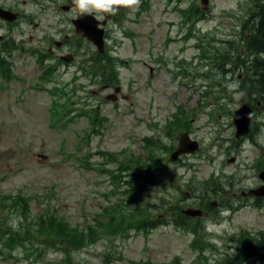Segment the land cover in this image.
<instances>
[{
  "label": "rangeland",
  "instance_id": "1",
  "mask_svg": "<svg viewBox=\"0 0 264 264\" xmlns=\"http://www.w3.org/2000/svg\"><path fill=\"white\" fill-rule=\"evenodd\" d=\"M188 1L197 2L201 9L206 5L201 0H185ZM13 3L36 17L29 19L26 16L17 27L25 31L26 41L31 38L33 44H38L40 36L48 33L50 44H45L46 49L54 39L59 38L56 19H51V16L57 10L64 11L62 5L70 4L68 23L75 19L84 24L83 14L74 10L72 0H45V6L50 8L46 10L40 9V2L36 6L32 0H13ZM150 3L147 10L139 15L136 12L138 6L127 8L129 13L126 15L132 19L124 23L123 29L129 37L114 28L112 43L117 48L112 54L129 60L119 69L122 83L117 84L120 89L115 90L113 86V89L99 93L86 103L80 98L85 97L91 89L99 92L101 87L93 86L85 77L78 80L88 86L79 89V98L75 100L80 101L77 107L91 110L99 104L100 110L108 118L101 136H92L88 143L78 141L81 149L77 150L75 142L88 131V119L78 116L66 127L52 126L53 96L47 89L35 87L39 73L35 57L16 54L13 57L16 62L14 69L23 80L11 83L0 80V222L20 228L21 211L26 207L29 219L35 223L33 227H39L40 216L47 219L46 222L50 223L47 230L50 227L55 230L57 243L62 236L58 234L55 222L63 223L61 225L66 227V234L70 231L89 234V228L97 231L95 239L84 236V245L80 247L59 241L62 251L57 254L49 243L40 245L37 239L24 241L25 245L14 251L15 256L20 258L18 264H56L58 260H61V264H158L170 261L177 255L182 264H221L226 254L238 251L236 238L243 230L255 236L264 232V201L262 206L256 205L255 201L245 206L246 198H243L246 197L244 190L258 188L264 183L259 176L263 171L260 170L262 164L258 163L264 150V114L258 119L263 123L259 129L252 128L253 131L247 135L251 138L238 134L230 123L232 112L243 107L242 100H239L242 94L235 93L223 108L227 115L222 125L224 130L221 131L213 120L215 114L210 115L199 104L205 90V87H199L200 79L197 77L202 68L191 61L186 75L174 77L178 68L176 63L179 64L182 57L190 60L197 52L196 39L182 40L187 31L181 25L182 16L176 11L172 13L169 8L175 2L169 7L166 0H150ZM248 3L249 0L208 1L206 12L209 16L206 20L197 21L196 27L200 32H209V37L214 36L217 52L228 45L220 42L224 38L235 42L241 51L240 35L243 34L241 30L240 35L237 34L236 28L240 19L250 17L254 11L247 8ZM124 9L126 7H119L117 11ZM107 14L97 15L103 18ZM30 20L38 22L39 27L35 28ZM216 23L220 26H215ZM254 29L257 30L256 25ZM27 31H31V34ZM72 31L71 35L77 32L73 28ZM167 36L174 37V40L169 43ZM6 37L15 39L14 35ZM76 39L74 37L72 41ZM159 55L163 56L166 64L154 61ZM110 72L111 81H115V70ZM71 77V73H68L61 79L68 81ZM231 77L216 78L218 84L221 83L218 87L227 88L232 82ZM107 95L117 99V102L112 98L107 99ZM179 106L194 112L189 129L177 132L178 136L183 135L180 142L183 143L188 135L190 139L199 140L201 145L196 153L185 156L181 163L171 161V153L166 154L161 150H158L161 155L155 156L150 143L149 150L143 149L144 144H148L145 140L147 136L172 143L173 140L164 134V126L177 113ZM212 108L218 109L211 106L206 110ZM219 119L223 118L219 116ZM175 142L178 143V140ZM190 143L185 145L194 146L193 142ZM99 149L120 153V159L123 158L122 162L128 165L123 179L108 172L119 167L120 162H108L106 170H100L105 160L97 155ZM86 154L90 164L85 163ZM234 157V162H228L229 158L234 160ZM160 159L165 161V168H157ZM148 167H154L158 184L147 186L144 193L142 186L136 185L131 176ZM212 173L222 179L218 187L203 183V180L211 178ZM193 176L196 181L189 185L187 180ZM194 196L197 198L193 199ZM212 201L220 202L218 208L221 202L229 201L232 206L220 210L224 220L213 226L208 235L214 236L213 244L206 251L208 261L198 260L199 256L190 247L192 236L174 223L147 229L134 228L150 211H153L151 214L154 217L160 214L162 219L168 220L177 210L193 208L194 203L204 208ZM256 243L259 242H254L259 247L260 243ZM30 246L36 260L29 258L27 262L23 259L21 247ZM260 248L264 252V246ZM8 255V250L5 253L0 251V264L17 261ZM258 263L260 261L256 259L253 264Z\"/></svg>",
  "mask_w": 264,
  "mask_h": 264
},
{
  "label": "trees",
  "instance_id": "2",
  "mask_svg": "<svg viewBox=\"0 0 264 264\" xmlns=\"http://www.w3.org/2000/svg\"><path fill=\"white\" fill-rule=\"evenodd\" d=\"M252 9L254 11L252 12L250 17L245 18L246 22L244 23L241 29V34H243L242 36L248 34V36L245 39H243V48L241 49V51L238 50L235 42L227 40L226 44L228 45L224 48L221 47L220 49H218V52L213 55L215 62L219 63L220 66H222L225 63L235 64L239 61H242L241 58L243 56V53H247V54L254 53L256 54V56H261L264 54V0H257L255 7L253 8L252 6L249 10ZM199 11H202L201 8L198 5H195V3H193L189 8V10L186 12L189 16H191L193 15L194 12L196 13ZM253 20H256L257 22L256 24L257 30L254 29L255 21L251 24V21ZM112 64L113 62L110 63V66H112ZM253 69L256 70V74H255V78L252 80V83L262 84V86H264V81L262 80V78L264 79V63L256 64V66H254ZM249 98L250 99L256 98L258 100V97L250 96ZM187 123L188 121L186 122V124ZM166 127L172 130L173 133L175 134L177 131L183 130L185 125L177 121V122H172L170 125L167 124ZM161 144L162 142L160 140H156L154 144V151L157 147H160L161 151L169 149V147L162 148ZM23 209L24 210H22V213L25 216L27 213L26 207H23ZM46 220L47 219H44V222L41 221L38 222L39 227H33V225L35 224L33 222L30 223L25 236H23L22 233L16 230L12 231V230L0 228V243H2L5 248L12 250L17 244H22L23 239L26 238L27 240H32L34 238V234L39 232L47 234L45 241L50 243L49 241L57 238V235L55 233V230L51 229L52 227H50L49 230H47V225H50V223L46 222ZM118 222L121 223V220H119ZM55 223L57 225L58 234L62 236V239H60L59 241L62 242L63 240V243L67 245H71L73 247H80L84 245V239H85L83 238L84 236H87L92 239L96 238L93 229L89 231V234H84V233L80 234L77 231H74L73 233L70 231L68 234H66L65 233L66 227L61 225L63 223L61 222H55ZM239 241L241 242V248H243V250L239 252L233 259L232 257L228 258L226 260V264H239V262L241 263L244 262L246 253L248 251L250 252V250L253 251V253H256L258 251V254L261 255L262 258H264V252L262 251V248H260L261 246H264V239L257 240L260 243L259 247L254 246L250 238L244 235L239 239ZM29 249L30 248H28L27 250ZM250 254L254 255L251 252ZM146 264H151V263L148 262ZM158 264H165V263H158ZM170 264H180V263L176 260L175 262H172Z\"/></svg>",
  "mask_w": 264,
  "mask_h": 264
},
{
  "label": "clouds",
  "instance_id": "3",
  "mask_svg": "<svg viewBox=\"0 0 264 264\" xmlns=\"http://www.w3.org/2000/svg\"><path fill=\"white\" fill-rule=\"evenodd\" d=\"M139 3L140 0H72L74 10H79L82 14H115L119 7L132 8Z\"/></svg>",
  "mask_w": 264,
  "mask_h": 264
},
{
  "label": "water",
  "instance_id": "4",
  "mask_svg": "<svg viewBox=\"0 0 264 264\" xmlns=\"http://www.w3.org/2000/svg\"><path fill=\"white\" fill-rule=\"evenodd\" d=\"M205 2V1H204ZM2 13V14H1ZM4 11H2V10H0V16H2V17H4ZM6 17V16H5ZM12 17H14V16H12ZM245 106V107H244ZM241 109H239V110H237L236 112H235V123H236V126H237V130H238V134H243V133H245V132H247L248 131V126H249V122H250V115H251V112H252V110H251V108L249 107V106H247V105H244ZM247 107V108H246ZM247 111V112H246ZM245 113L244 115H245V118H244V120L242 119H237V115L238 114H240V113ZM246 120V121H245ZM243 121V122H242ZM238 123V124H237ZM243 123V124H242ZM246 125V126H245ZM245 126V127H244ZM247 127V128H246ZM239 131H241L240 133H239ZM182 144V149L180 148V150H179V152H182V151H186L188 148V146L187 145H185V144H188V145H190L191 143H190V141L188 140V139H186L183 143H181ZM195 144V143H194ZM196 145V144H195ZM190 149H192V148H190ZM178 152V153H179ZM177 157H178V155H173V157H172V159L173 160H176L177 159ZM261 177L264 179V175L263 174H261ZM251 192L252 193H256V194H261V193H259L258 192V190H251ZM201 210H199V209H195V210H191V209H188V210H185V213H187V214H191V215H197V214H201Z\"/></svg>",
  "mask_w": 264,
  "mask_h": 264
},
{
  "label": "flooded vegetation",
  "instance_id": "5",
  "mask_svg": "<svg viewBox=\"0 0 264 264\" xmlns=\"http://www.w3.org/2000/svg\"><path fill=\"white\" fill-rule=\"evenodd\" d=\"M203 202H205V199H202Z\"/></svg>",
  "mask_w": 264,
  "mask_h": 264
}]
</instances>
